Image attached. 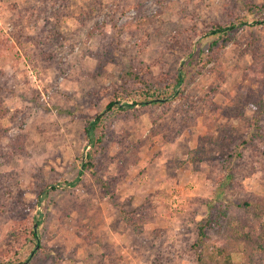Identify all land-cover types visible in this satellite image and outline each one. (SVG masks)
Wrapping results in <instances>:
<instances>
[{"label": "rangeland", "instance_id": "rangeland-1", "mask_svg": "<svg viewBox=\"0 0 264 264\" xmlns=\"http://www.w3.org/2000/svg\"><path fill=\"white\" fill-rule=\"evenodd\" d=\"M234 4L0 0V249L13 261L198 264L192 245L203 219L210 248L236 244L229 228L244 229L228 220L258 226L234 205L242 197L264 202V114L258 119L245 102L264 93V23ZM235 14L246 24L237 22L220 48L207 31ZM213 41L212 60L194 65ZM192 60L175 98L147 106L133 95L118 102L135 99L132 110L104 111L125 91L130 65L171 90L168 80ZM97 115L102 143L90 148L85 128ZM21 141L23 151L12 153ZM196 149L201 156L190 160ZM88 151L95 167L84 171ZM231 170L230 188L215 194ZM249 246L239 245L233 263Z\"/></svg>", "mask_w": 264, "mask_h": 264}, {"label": "trees", "instance_id": "trees-1", "mask_svg": "<svg viewBox=\"0 0 264 264\" xmlns=\"http://www.w3.org/2000/svg\"><path fill=\"white\" fill-rule=\"evenodd\" d=\"M239 4L243 6L248 15L253 17V23H264V5H256L255 3H252L251 0H235L234 5L238 6ZM232 11L233 10H231V12ZM234 16V18H231V20L227 22H217L213 24L207 31L209 34L218 35V38L222 39V44L220 45V48L224 47L230 41L231 33L234 32L239 26L237 22H239L240 25L246 24L244 21H242L243 19H241L239 15L235 14ZM216 46L217 41H213L208 47L209 54H207V58L204 60L199 59L198 61H195L194 65L199 64L202 67H205L208 62L212 60L211 54L215 51ZM189 64H193V60L184 63L183 67L174 75V77H172V80H168L170 83L172 81L171 90L169 84L166 83V86L161 88V83H159L156 79L145 77V75L148 73L147 68H140L139 66H137L138 64L130 65L126 73L127 78L125 79V91L117 94L118 101H111L110 103H108L104 111H109L112 109H118L121 111L132 110V107L137 104L135 99H133V102L131 104L125 103L119 105L118 102L123 97H131L133 95H138V100H140L139 103L147 106L161 105L163 102L165 103L166 101H168L169 98H173L174 96L176 97L175 94L177 93V91L175 90L177 87L181 86L186 80L188 72L186 70V67ZM165 82H167V80H165ZM259 94L262 95L264 93L260 92ZM259 94H254L253 96L249 95L245 98V102H247L248 106L251 107L254 112L258 114V119L264 114V98ZM5 114L6 110H4L0 105V118ZM100 116L101 115H97L95 117V120L89 122L88 127L85 128L87 140L89 141V144L91 146L90 148L95 147V145H99V148L101 147L102 137H96L95 135L98 125L102 121V119L99 118ZM5 131L6 129L3 130L0 125V140L1 138L6 137L5 135H2L5 134ZM22 144V141L19 143H11L10 145H13L11 146V152L15 153L17 152V150L23 151ZM95 153L96 152H94L93 154L92 151L87 152L86 163L82 165V170L89 171L95 167L93 162ZM200 153V149H196L189 153L190 160L197 158ZM234 157L239 159L241 157V153H235ZM232 171L234 170H231V172H227L224 174L222 180L220 181L221 184H219L218 187L215 189V194L222 195L224 193L225 188H230L232 182L234 181V174ZM80 173H82V171ZM78 181L79 179H76L75 182ZM69 184L71 185L73 183ZM100 185L103 189L107 190L108 183L106 181H103ZM48 188H50V190H54L55 186H50ZM236 192L239 193L238 190ZM44 194L46 195V193ZM111 196L113 197V195ZM234 207L243 210H250L252 216L257 221L254 223L258 224V226L256 228L249 227L247 224H244V222L238 218L228 220V224L231 223V225H233V223H239V225L244 229L243 231H240L235 226L229 228V233L236 237V244L233 243V239H230L228 242L224 241L223 243L215 244L212 248H210L205 246V230L210 227L211 224L209 220L203 219V221L196 225L197 240L192 245V247L197 252L196 261L198 264H235L232 260V254L238 251L240 244L245 243H249V250L245 249V257L243 262L237 264H262L264 262V202H261L256 199L245 200L242 197L241 200L234 205ZM231 213H235V209H230L229 214ZM128 224L131 225V227L135 226L132 218L128 220ZM256 230L257 233L255 232ZM30 234L35 240H37L36 227L33 225L30 228ZM243 237L244 239H241ZM35 246L38 245L36 244ZM12 257L13 256L11 255V252L8 253L6 250L0 249V264H25L26 262H19L16 260L13 261Z\"/></svg>", "mask_w": 264, "mask_h": 264}, {"label": "water", "instance_id": "water-1", "mask_svg": "<svg viewBox=\"0 0 264 264\" xmlns=\"http://www.w3.org/2000/svg\"><path fill=\"white\" fill-rule=\"evenodd\" d=\"M36 227V226H35Z\"/></svg>", "mask_w": 264, "mask_h": 264}]
</instances>
